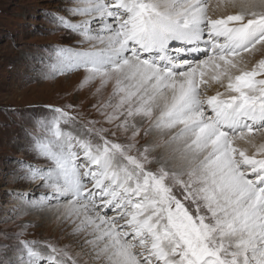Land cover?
<instances>
[{"label":"snow or ice","instance_id":"1","mask_svg":"<svg viewBox=\"0 0 264 264\" xmlns=\"http://www.w3.org/2000/svg\"><path fill=\"white\" fill-rule=\"evenodd\" d=\"M63 11L45 15L79 39L45 49L41 75L110 87L93 105L103 120L49 108L29 133L46 166L18 163L48 190L28 203L84 239L73 254L17 236L0 264H264V0Z\"/></svg>","mask_w":264,"mask_h":264},{"label":"rangeland","instance_id":"2","mask_svg":"<svg viewBox=\"0 0 264 264\" xmlns=\"http://www.w3.org/2000/svg\"><path fill=\"white\" fill-rule=\"evenodd\" d=\"M67 5L68 0H0V260L12 255L17 236L59 247L71 245L73 254L84 239L71 234L70 222L58 220L55 207L28 203L48 190L40 188V181L22 179L25 172L18 163L46 166L30 150L29 133L33 117L49 108L71 105L67 110L81 123L103 120L93 105L107 99L110 87L101 94H95V84L80 88L82 72L55 79L41 75L46 68L40 61L49 57L45 49L75 46L79 39L57 30L45 15H67L63 11Z\"/></svg>","mask_w":264,"mask_h":264}]
</instances>
